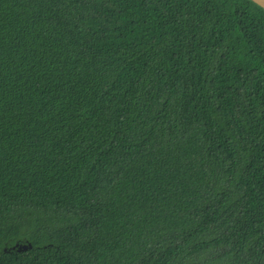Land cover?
Listing matches in <instances>:
<instances>
[{"label":"trees","instance_id":"16d2710c","mask_svg":"<svg viewBox=\"0 0 264 264\" xmlns=\"http://www.w3.org/2000/svg\"><path fill=\"white\" fill-rule=\"evenodd\" d=\"M0 264H264V10L0 0Z\"/></svg>","mask_w":264,"mask_h":264},{"label":"water","instance_id":"95a60500","mask_svg":"<svg viewBox=\"0 0 264 264\" xmlns=\"http://www.w3.org/2000/svg\"><path fill=\"white\" fill-rule=\"evenodd\" d=\"M253 3H255L256 5H258L259 7H261L262 9H264V0H251ZM17 249V251H24L27 249L31 248V245H25V246H21L18 245L17 243L12 247V249Z\"/></svg>","mask_w":264,"mask_h":264},{"label":"rangeland","instance_id":"374dc122","mask_svg":"<svg viewBox=\"0 0 264 264\" xmlns=\"http://www.w3.org/2000/svg\"><path fill=\"white\" fill-rule=\"evenodd\" d=\"M261 8V7H260ZM262 9V8H261ZM264 10V9H263Z\"/></svg>","mask_w":264,"mask_h":264}]
</instances>
